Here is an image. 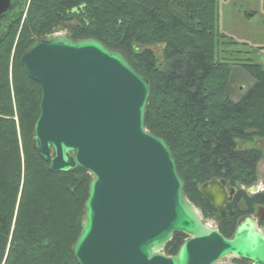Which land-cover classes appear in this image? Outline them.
<instances>
[{"label": "trees", "instance_id": "1", "mask_svg": "<svg viewBox=\"0 0 264 264\" xmlns=\"http://www.w3.org/2000/svg\"><path fill=\"white\" fill-rule=\"evenodd\" d=\"M217 16V0H12L0 17V264H78L72 249L91 175L52 172L33 147L41 86L20 63L35 41L60 32L122 51L148 79L146 128L168 143L186 197L226 237L262 203L240 192L226 222L199 189L220 179L255 184L264 155L243 145L264 138V63L241 59L232 46L242 43L217 30ZM238 66L255 84L235 99L230 83ZM186 238L175 232L166 254L175 255Z\"/></svg>", "mask_w": 264, "mask_h": 264}, {"label": "water", "instance_id": "2", "mask_svg": "<svg viewBox=\"0 0 264 264\" xmlns=\"http://www.w3.org/2000/svg\"><path fill=\"white\" fill-rule=\"evenodd\" d=\"M11 8L12 0H0V17ZM20 63L41 86L33 147L52 172L91 175L72 249L78 264H264L256 217H244L229 238L188 200L168 143L145 125L150 82L122 51L57 33L30 45ZM226 184L211 180L200 192L228 221ZM175 232L188 238L168 255Z\"/></svg>", "mask_w": 264, "mask_h": 264}, {"label": "rangeland", "instance_id": "3", "mask_svg": "<svg viewBox=\"0 0 264 264\" xmlns=\"http://www.w3.org/2000/svg\"><path fill=\"white\" fill-rule=\"evenodd\" d=\"M217 9V30L242 43L237 47L232 46V49L242 51L241 59L251 57L264 63V0H217ZM153 50L161 57V47H154ZM254 84L255 80L248 72L239 66L235 67L230 83V93L237 99ZM243 145L256 146L264 153V138H257L254 142ZM256 183L257 187L260 185L264 187V155L257 166ZM198 210L202 214L201 210ZM204 219L215 227L218 224L215 218L204 217ZM224 261L231 262L229 259H224Z\"/></svg>", "mask_w": 264, "mask_h": 264}, {"label": "flooded vegetation", "instance_id": "4", "mask_svg": "<svg viewBox=\"0 0 264 264\" xmlns=\"http://www.w3.org/2000/svg\"><path fill=\"white\" fill-rule=\"evenodd\" d=\"M256 184L257 183H255V184H253V185H251V186H231V185H229L228 183L226 184V186H225V188H226V192L229 194V196L232 198V200L231 201H229V202H227L226 203V205H225V209H226V213H227V215H228V221L227 220H223L221 217H220V215H219V212H218V210H217V214L219 215V217H220V219L221 220H223V221H226V222H229V220H230V217H229V211H228V208L230 207V205L235 201V199H236V197H238L239 198V195H242V194H240V192H243L244 193V195H248V196H251V195H260V197H261V201H262V203H258V204H256V205H254V211L252 212V213H249V214H246V215H244L241 219H240V221L244 218V217H246V216H252V217H256V219H257V223H258V227H259V229L261 230V232L262 233H264V187H261V185L260 186H256ZM201 186H203V185H201ZM201 188V187H200ZM199 188V189H200ZM232 189H234V191H233V193L231 194L230 193V191L232 190ZM239 201V200H238ZM239 205H240V201H239ZM213 207V206H212ZM261 210V217H260V215L258 214V212ZM239 221V222H240ZM238 222V223H239ZM217 223H218V221H217ZM238 223H237V225H238ZM237 225H236V227H237ZM218 229H219V223L217 224V226H216ZM236 227H235V229H236ZM235 229H234V231H235ZM234 231H233V233L231 234V237L233 236V234H234ZM231 237H229V238H231ZM224 259H229L231 262H227V263H230V264H241L240 262H239V260L240 259H242V258H238V257H227V258H224ZM224 259H223V261H224ZM245 260V259H244ZM247 262H248V264H250V261H248V260H246ZM225 262V261H224Z\"/></svg>", "mask_w": 264, "mask_h": 264}]
</instances>
